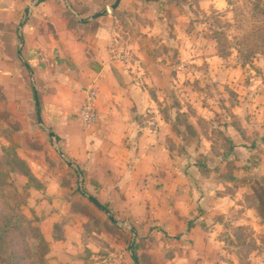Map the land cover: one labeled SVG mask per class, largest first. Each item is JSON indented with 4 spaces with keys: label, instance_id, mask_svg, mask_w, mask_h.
Masks as SVG:
<instances>
[{
    "label": "crops",
    "instance_id": "obj_1",
    "mask_svg": "<svg viewBox=\"0 0 264 264\" xmlns=\"http://www.w3.org/2000/svg\"><path fill=\"white\" fill-rule=\"evenodd\" d=\"M93 3L105 11L85 7ZM232 4L230 0H0V85L26 95L29 113L35 107L39 124L53 126L64 155L94 187L95 193H84L87 198H95L96 206L108 215L102 197L116 210L135 206L144 218L131 220L142 225L145 219L150 225H161L157 220H164V228L172 230L170 235L182 245L197 246L201 258H205L203 248L214 243L209 235L215 230L219 231L215 239L221 243L226 213L237 215L235 227L255 229L251 212L264 226L261 209L256 204L244 207L241 196L238 199L239 170L253 171L243 177L248 182L264 180V165L245 159L253 154L255 141L244 145L234 136L228 138L231 150L217 157L216 168L208 167V162L200 167L192 158L182 166L174 151L181 131L171 124L170 110L162 109L172 99L178 76L185 83L197 73V60L204 57L211 68L226 62L214 42L199 44L204 49L188 44L181 23L193 19V9L222 16ZM140 5V14L146 17L143 25L148 27L141 36L159 37L161 51L156 43L152 48L135 43L140 53L134 43L128 42L127 48L120 44L122 29L132 27L137 20L134 9ZM154 25H160L159 30ZM154 69L155 74H150ZM89 89L95 91L98 118L83 125L77 114ZM229 161L235 165L231 178L219 168ZM255 187L250 184L248 191L257 201ZM226 188L231 192H224ZM164 200L166 210L155 211ZM131 229L135 234L137 228Z\"/></svg>",
    "mask_w": 264,
    "mask_h": 264
},
{
    "label": "rangeland",
    "instance_id": "obj_2",
    "mask_svg": "<svg viewBox=\"0 0 264 264\" xmlns=\"http://www.w3.org/2000/svg\"><path fill=\"white\" fill-rule=\"evenodd\" d=\"M230 1L233 7L222 16L193 9V19L180 26L187 35L186 42L198 49H204L207 42L217 44L214 32L218 25L226 29L235 24L232 12L254 0ZM93 5L85 4V7L103 11V6ZM140 7L134 9L137 20L132 27L122 29L120 44L127 48L128 42L145 43L152 48L156 43L161 51L159 37L141 36L148 27L143 25L146 17L140 14ZM153 28L159 30L160 25ZM227 35L232 37L238 33L229 28ZM233 44L226 47L228 55L222 66L213 64L211 68L210 61L198 58L197 73L191 74L185 83L183 76H178L180 81L171 91L169 105L162 106L164 111L170 110L171 124L181 131L177 132L174 151L182 166L185 159L192 158L196 163L207 166L208 162V167L216 168L217 157L231 150L225 142L232 143L228 138L233 136L244 145L255 141L253 154L245 159L252 165H264V54L260 52L246 60ZM135 55L134 51L132 57L136 58ZM154 72L155 69L150 74ZM168 73L174 76L172 71ZM10 88L0 85V211L10 210L22 220L12 243L19 264H135L131 250L139 258L138 264H264V226L259 225L255 212H251L255 220L249 216L255 229L250 225L235 227L237 215L232 211L226 213L222 219L226 227L221 231V243L215 239L219 232L215 230L209 235L214 237V243L203 248L205 258L197 257L202 253L197 246L182 245L170 235L172 230L164 228V220H157L161 225H150L145 219L142 225L139 220H131L134 216L144 218L135 206L128 210L124 205L116 210L110 202H103L101 196V205L110 210V217L87 198L88 190L95 193L94 187L79 174L71 158L64 155L66 151L53 126L47 121V125L39 124L35 107L29 113L26 95L12 92ZM234 167L233 162L219 165L227 178H231ZM238 172L241 180L238 199L241 196L244 207L256 204L264 218V180L256 179L254 184L243 179L252 170ZM258 172H254L257 178ZM250 184L256 185L259 204L251 190L248 191ZM224 192L231 190L226 188ZM162 204L154 210H163L166 201ZM130 227L137 228L135 234ZM187 250L192 253L188 254Z\"/></svg>",
    "mask_w": 264,
    "mask_h": 264
},
{
    "label": "trees",
    "instance_id": "obj_3",
    "mask_svg": "<svg viewBox=\"0 0 264 264\" xmlns=\"http://www.w3.org/2000/svg\"><path fill=\"white\" fill-rule=\"evenodd\" d=\"M233 12L232 19L235 24L226 27V29L224 26L218 25L214 32L219 55L226 57L228 51L225 49L232 42L234 43L233 46L235 45L233 48L239 55H244L246 60L260 54V52L264 54V0H254L249 2L246 7H240ZM229 28L236 30L238 35L229 37L227 35ZM228 163L231 164V161ZM200 167H204V165H200ZM89 200L97 205L95 198L89 197ZM17 217L18 215L10 210L0 211V264H19L12 244L14 233L19 230L18 224L22 221ZM133 257L134 260H137L134 253Z\"/></svg>",
    "mask_w": 264,
    "mask_h": 264
},
{
    "label": "built area",
    "instance_id": "obj_4",
    "mask_svg": "<svg viewBox=\"0 0 264 264\" xmlns=\"http://www.w3.org/2000/svg\"><path fill=\"white\" fill-rule=\"evenodd\" d=\"M95 91L89 89L87 92V101L82 105L77 114V120L83 125H90L97 121V112L94 108Z\"/></svg>",
    "mask_w": 264,
    "mask_h": 264
}]
</instances>
